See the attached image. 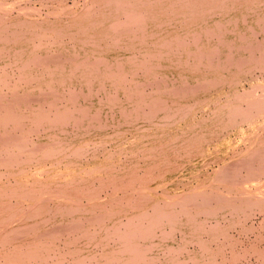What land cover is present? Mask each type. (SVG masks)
<instances>
[{"label": "bare ground", "instance_id": "bare-ground-1", "mask_svg": "<svg viewBox=\"0 0 264 264\" xmlns=\"http://www.w3.org/2000/svg\"><path fill=\"white\" fill-rule=\"evenodd\" d=\"M26 1L0 0V264H264V0Z\"/></svg>", "mask_w": 264, "mask_h": 264}, {"label": "rangeland", "instance_id": "rangeland-1", "mask_svg": "<svg viewBox=\"0 0 264 264\" xmlns=\"http://www.w3.org/2000/svg\"><path fill=\"white\" fill-rule=\"evenodd\" d=\"M73 1H78V0H67V2L69 3L68 5H72L73 3ZM84 1V0H83ZM82 0H79L78 1V8H79V6L81 5V3L83 2ZM66 2V3H67ZM25 4H31V6L32 7H34V8H36V10H35V12H39V13H41L42 14V16H45V14L49 11L50 12V8H48L49 6H50V3L49 4H44V5H41L40 3H39V1L38 0H28V1H26L25 2ZM38 5H39V7H38ZM77 8V7H76ZM37 9H39V11L37 10ZM48 9V10H47ZM57 9H59V8H57ZM34 12V13H35ZM260 38H261V36H259ZM37 44V43H36ZM30 48V47H29ZM33 67V66H32ZM31 67V71H32V68ZM35 69V68H34ZM33 69V70H34ZM255 73H257V74H261V72L259 71V70H256V72ZM57 87V86H56ZM78 87H80V85H78V86H76L75 88H78ZM59 106V105H58ZM57 106V107H58ZM139 119V117H137V120ZM262 219V220H261ZM264 219V215H259V214H256V215H254L253 216V218H251V219H249L248 221H247V223L249 224V223H251V222H253L254 224H255V226L257 227V230L259 229V227L261 226V224L263 223V220ZM238 230V229H237ZM230 232H231V234L233 233L234 235H236L237 237H239L240 238V240L243 242L242 243V245L243 244H246V245H248L249 243H250V241L252 240H254L255 239V237H254V233H249V234H247L249 237V239L247 238V235L246 234H240V233H235V231L233 230H230ZM261 234H262V236L264 237V228L262 229V231H261ZM251 241V242H252ZM245 242V243H244ZM248 243V244H247ZM242 245H241V247H242ZM261 245H263L262 243H261ZM260 245V246H261ZM226 251V255H227V257L230 259V257H229V255L231 254L230 253V250L228 251L227 249L225 250ZM218 258L219 257H217V261H218ZM244 262H245V260H243ZM258 262H256V259L254 258V257H252V260H250V262H247L248 264L250 263V264H260L261 263V261L260 260H257ZM247 263H245V264H247ZM231 264H233V263H231Z\"/></svg>", "mask_w": 264, "mask_h": 264}]
</instances>
